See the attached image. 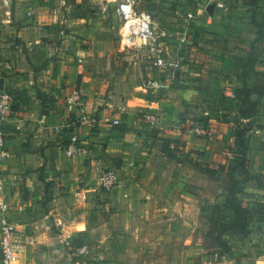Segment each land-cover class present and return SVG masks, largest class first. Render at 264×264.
Returning <instances> with one entry per match:
<instances>
[{
	"label": "crops",
	"instance_id": "crops-1",
	"mask_svg": "<svg viewBox=\"0 0 264 264\" xmlns=\"http://www.w3.org/2000/svg\"><path fill=\"white\" fill-rule=\"evenodd\" d=\"M122 1L0 0V91L14 98L0 121L8 141L0 167V203L17 228L18 263L42 264L37 261L45 257L47 264H194L205 245L198 230L209 214L203 209L209 188L229 176L235 184L253 182L254 194L231 190L236 197L260 198L252 206L260 214L246 235L226 229L233 221L227 217L213 233L215 246L227 238L234 263L264 264V195L259 196L264 193V140L253 133L264 131V50L249 76L245 62L233 64L235 53L249 51L252 28L264 25L262 2L229 0L230 18H224L221 12L207 14L200 0H141L137 12L150 13L158 28L173 34L163 45L162 64L155 66L146 53L121 42L115 10ZM188 22L191 39L182 45L179 38ZM219 37L227 44L216 45ZM53 41L59 43L50 50ZM223 48L226 58L220 61L214 55ZM146 78L163 81L164 91L146 94L141 89ZM216 83L228 102L248 89L249 96L243 92L240 97L251 110L230 112L227 106L229 122L213 124ZM76 89L86 112L98 120L93 130L76 125L77 114L67 105ZM151 113L159 117L154 126L143 120ZM245 121L258 126L247 136ZM74 135L79 151L68 154ZM241 144L246 172L233 161ZM100 167L116 171L120 186L101 192ZM79 181L89 187L75 196L69 189ZM75 201L82 221L72 219L67 222L71 231H56L49 215L70 209ZM229 211L233 215L231 205L215 207L210 230L220 226L217 216ZM143 230L142 242L137 238ZM23 236L35 244L22 245ZM75 236L90 246L92 256L73 257L67 244Z\"/></svg>",
	"mask_w": 264,
	"mask_h": 264
},
{
	"label": "built area",
	"instance_id": "built-area-1",
	"mask_svg": "<svg viewBox=\"0 0 264 264\" xmlns=\"http://www.w3.org/2000/svg\"><path fill=\"white\" fill-rule=\"evenodd\" d=\"M203 2L204 10L207 14H210L211 7L214 8L213 12H221L223 15L229 13V0H200ZM141 0H124L116 7L115 14L117 15L121 27L120 37L121 42L129 47L134 48L137 52L146 53L145 56L153 61V65L160 66L162 64V48L169 38L173 37V34L169 33L165 28H158L153 21V17L150 13L139 14L137 12V4ZM105 10V8H103ZM55 14L58 10L54 11ZM32 15V14H30ZM193 14L189 15V18H193ZM191 26L189 22L185 26L184 35L180 36L179 42L182 45H186L191 39ZM61 37L65 36L64 31H61ZM59 41H53L48 44V49L55 50ZM144 58L140 56V59ZM81 67L83 62L79 60ZM165 84L163 81L157 78L143 79L141 89L148 95L153 96L155 92L164 91ZM69 108L74 110L77 114L78 123L76 125H83L88 127L89 130H93L98 127V120L91 114L86 112L85 104L83 101V94L80 90H74L67 100ZM14 106L13 95L6 91H0V121L5 119L7 113L12 110ZM143 120L151 125L159 123V117L157 114L151 113L143 116ZM115 124L117 122L115 121ZM69 127L71 124L69 123ZM76 127V126H75ZM204 135L211 137L212 132L205 130ZM255 135H260L264 140V131L255 129L253 131ZM79 138L74 135L71 138V145L68 147V154H73L79 151L78 148ZM7 137L0 128V167L6 157ZM2 181L0 170V183ZM98 182L101 192H109L120 186V178L116 171L107 168H98ZM80 195V193H79ZM81 197L86 199L84 195ZM0 264H16L17 262V246L21 244L17 236V228L15 224L8 217V209L0 203ZM22 245L33 246L34 240L29 236H23ZM71 246V244H67ZM77 253L82 257H88L91 254V248L87 244H83L77 249ZM222 257L219 253L214 254V261L219 263ZM225 264V263H223Z\"/></svg>",
	"mask_w": 264,
	"mask_h": 264
},
{
	"label": "rangeland",
	"instance_id": "rangeland-1",
	"mask_svg": "<svg viewBox=\"0 0 264 264\" xmlns=\"http://www.w3.org/2000/svg\"><path fill=\"white\" fill-rule=\"evenodd\" d=\"M258 2H262V7H261V15H262V14H264V0H258ZM223 17L224 18H230L229 15H224ZM256 21H257V19L254 18V20L251 21V24H253V25L256 24ZM118 25H119V28H120V25H121L120 22H118ZM258 26H259V28H254V29L252 28V31H254V33H252V31H251L250 34H248L249 39H247V41H246V48H248L249 51L248 52L245 51V52L235 53V55H234L233 64H236V66H238L239 63L243 64L245 62V68L247 69V73L246 74L248 76L251 73V71H249V68H253V65L255 64L254 62L258 61L257 57H259L260 52L264 50V30H263L264 29V25H258ZM248 40H251V41H248ZM227 42H228V39L225 40L223 37H219L217 40H215L216 45L218 44L220 47H221V45L227 44ZM225 51L226 50L223 48V51L219 50V51L215 52L214 57L217 58V59H220V61H221L222 58L223 59H224V57L226 58V56H225L226 52ZM239 58H242V60H239ZM215 70H217V69H215ZM257 82H260L259 83L260 86L263 84V80L256 79L255 83H257ZM252 84L253 83H250L249 87H252L254 85V84L253 85ZM262 89H264V86H262ZM222 91H223L222 90V85L220 83H216L215 87H214V100H213V109L215 108L214 112H213L214 115L212 117H209V120L213 119V121H214V122L212 121L213 124H223V123L229 122L230 119L228 118V116L230 115V113H226V111L228 110V109H226L227 106H228V108H230L229 111L231 109L232 110L236 109L235 112H239V113H241V112L242 113L243 112H247L248 113L251 110V106H248L249 104L247 105L246 100L240 97L241 93H238L237 94L238 96L235 97L233 99V101L228 102L223 97L224 94L222 95ZM200 119H202V118L200 117ZM206 123L207 122H203L201 124L206 125ZM243 124L246 125V126L244 125V127H245L244 128V135L245 136H247L248 133H250V131L255 129V127H258V126H255L256 124H253V123L250 124L249 121H245V123H243ZM237 126L240 127V125H237ZM239 127H238V130L240 131L241 128H239ZM242 132H243V129H242ZM231 150H233V149L231 148ZM170 156L172 157L173 155H170ZM174 158L175 157H173V159ZM230 167H231V170H233V168H235L233 166V164ZM204 170H207V168H205ZM235 170L236 169H234V171ZM261 176H263L262 177V182L264 183V174L262 173ZM237 184H235V180L233 178L230 179L229 176H228V177L224 178L223 181L215 182V185H212L209 188V193L210 194H209V197H207L205 199V205H204L205 207L203 208L204 210L205 209H209V214L205 215L206 219L205 220L203 219V221L201 222L202 227H200L199 230H198L199 237L204 238L205 245H203V248L201 249V251L199 250L198 259H197L198 261H196V262L194 261V264H204V263H206V264H223V263L231 264L230 263L231 259H232V262L234 263V259H235L236 256L233 253V250L231 249L232 248L231 245H228V246H230L229 248H230V250L232 252L230 251V253H226L225 251H223V249L218 248V247L215 246L216 245V241H215V239L213 237L214 236L213 233L216 234L217 232H219L221 226H223V223L228 221L226 218L228 217L229 221H231L232 218H233V215L229 211L228 212L229 213L228 216H226V215L217 216V218H218L217 223L220 224V226H218L216 230L212 231V230H210L212 228L211 224H210V213L212 214V210L215 209V207H217V206L218 207L227 208L228 205H232V200L234 198H236L238 200H239V198H242L240 200L245 205H247L248 203H250V204L252 203L250 205V208H253L252 207L254 205L253 203L259 202V201L256 202L255 200H258L260 198L249 199L250 197L247 198V197H243V196H240V195L238 197H236L235 192H233L231 190L232 188H234L235 190L239 188V191H241V192H243V191L245 192V191L248 190V192H251L252 194H254V192L251 189L253 187V182L252 181H250V182L249 181H243V183H241L240 185L239 184L237 185ZM85 185H86L85 182L82 183V181H79L78 185H76V188L71 185L70 186L71 189H69V190H71V191L74 190V194L76 196L77 192L79 193L80 191H82L81 189H84V187L85 188L89 187V186H85ZM93 185L91 187H93ZM63 188H65V187H63ZM229 194H230V196L228 197ZM255 194H257V193H255ZM259 194H261L259 196H263L264 195V193H259ZM63 195H65V194H63ZM222 195H224V198H223ZM200 197H204V196H200ZM249 200H252V201H249ZM60 201H62V200L60 199L57 202V204L61 205ZM260 203H262V202H260ZM71 204L72 205H70V209H67V210L64 209V211H59L56 215H51L50 213H48V214H50L49 216H51L50 220H48V221L51 224H53V226H54L56 231L62 232L61 229H63V228H66L69 231H71V227L68 225L67 222H69L72 219L76 218L75 219L76 223L82 221L81 212H79L78 211L79 210L78 207H76L78 205V203L75 201V202H73ZM217 204H219V205H217ZM262 204H264V203H262ZM257 205H259V204H257ZM144 231L145 230L141 231V233L143 235L142 238L140 236L139 238H137V240L143 242ZM229 236H231V235H229ZM229 241L230 240L227 239V238L224 239V243L225 242L228 243ZM84 243L85 242L83 241V238L75 236L73 243L71 244V246H69L72 249V253L75 254L73 257H75V258H80L81 257L80 254L77 253V249L80 248ZM142 246H143L142 244H140L139 246H137V244H136V250H138L140 252ZM17 249L19 251L20 246H17ZM43 250L45 251V249H43ZM163 250L167 252V249H163ZM45 253H47V252H43L42 253L43 256L46 255ZM215 253H219L220 256L222 257V260L219 263L214 261V254ZM90 255L92 256V253ZM142 255H145V257L149 256V251H146V248H145L144 251L142 252ZM157 255H161V251L160 252L157 251L156 252V256ZM40 259H38L37 262H41L42 261L41 262L42 264L43 263L47 264V261L45 260V257H43V259H41V260ZM16 264H19L18 260H17ZM234 264H236V262Z\"/></svg>",
	"mask_w": 264,
	"mask_h": 264
},
{
	"label": "trees",
	"instance_id": "trees-1",
	"mask_svg": "<svg viewBox=\"0 0 264 264\" xmlns=\"http://www.w3.org/2000/svg\"><path fill=\"white\" fill-rule=\"evenodd\" d=\"M245 89V88H244ZM241 91V94L244 92L247 94V96H249V90L245 89V90ZM249 104V102H248ZM245 117H249V115H246ZM233 161L234 162H238V166H241V170L244 172L247 171V165L245 163V150L243 148V144H241L239 146V148H237L234 152V156H233ZM232 210H233V218H232V223L230 224L231 226L226 227V229H231L237 232H240L243 235L247 234V226L249 225V223L253 220L254 215H259V209L256 208H250L247 205H245L242 201L234 198L232 200ZM225 230V229H224ZM221 243V242H220ZM221 249H223V251H225L226 253H230V248L228 245H226L225 243H221L220 247Z\"/></svg>",
	"mask_w": 264,
	"mask_h": 264
},
{
	"label": "water",
	"instance_id": "water-1",
	"mask_svg": "<svg viewBox=\"0 0 264 264\" xmlns=\"http://www.w3.org/2000/svg\"><path fill=\"white\" fill-rule=\"evenodd\" d=\"M213 11H214V8L211 7L210 10H209V12H210V13H213Z\"/></svg>",
	"mask_w": 264,
	"mask_h": 264
}]
</instances>
